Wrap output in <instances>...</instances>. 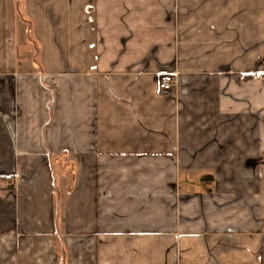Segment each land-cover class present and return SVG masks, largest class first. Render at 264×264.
I'll return each instance as SVG.
<instances>
[{"label":"crops","instance_id":"obj_1","mask_svg":"<svg viewBox=\"0 0 264 264\" xmlns=\"http://www.w3.org/2000/svg\"><path fill=\"white\" fill-rule=\"evenodd\" d=\"M262 75L264 0H0V264H264Z\"/></svg>","mask_w":264,"mask_h":264},{"label":"rangeland","instance_id":"obj_2","mask_svg":"<svg viewBox=\"0 0 264 264\" xmlns=\"http://www.w3.org/2000/svg\"><path fill=\"white\" fill-rule=\"evenodd\" d=\"M262 80L264 82V75H262ZM264 121V116L262 117ZM54 179H53V199L55 204L63 205L64 202L71 196L76 183L68 179V169L66 165L58 164L52 161ZM66 169V170H65ZM65 172V173H64ZM2 185L10 184L9 179L0 182Z\"/></svg>","mask_w":264,"mask_h":264},{"label":"built area","instance_id":"obj_3","mask_svg":"<svg viewBox=\"0 0 264 264\" xmlns=\"http://www.w3.org/2000/svg\"><path fill=\"white\" fill-rule=\"evenodd\" d=\"M174 82V77L171 74H162L159 77L158 88L160 91H167Z\"/></svg>","mask_w":264,"mask_h":264},{"label":"trees","instance_id":"obj_4","mask_svg":"<svg viewBox=\"0 0 264 264\" xmlns=\"http://www.w3.org/2000/svg\"><path fill=\"white\" fill-rule=\"evenodd\" d=\"M258 76H261V75H258Z\"/></svg>","mask_w":264,"mask_h":264}]
</instances>
